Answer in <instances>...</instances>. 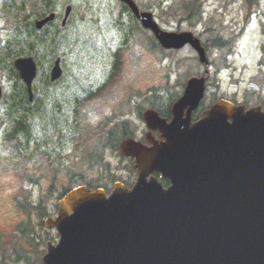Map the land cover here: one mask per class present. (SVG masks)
Masks as SVG:
<instances>
[{"label":"rangeland","instance_id":"obj_1","mask_svg":"<svg viewBox=\"0 0 264 264\" xmlns=\"http://www.w3.org/2000/svg\"><path fill=\"white\" fill-rule=\"evenodd\" d=\"M134 1L153 14L161 30L188 31L207 45L211 76L192 120L218 100L264 107V0H200L201 18L188 21L182 7L194 9L193 0ZM67 5L70 25L61 32L49 27L45 50L34 58L21 45L26 50L18 53L17 31L24 35V15L34 20L36 10L46 9L43 0H0V264H42L47 243L59 238L44 219L56 216L64 189L108 176L130 189L136 179L133 162L106 147L107 130L125 120L143 140L147 129L141 115L150 102L170 112L186 81L204 71L189 46L162 49L119 0H55L52 7L62 17ZM218 38L225 45L215 48ZM22 56L37 64L33 88L41 104L31 111L29 106L25 124L17 123L18 113L8 117L17 90L10 68ZM55 57L61 58L62 77L50 83ZM97 156L101 161L94 164ZM114 183L103 190L109 194Z\"/></svg>","mask_w":264,"mask_h":264},{"label":"water","instance_id":"obj_2","mask_svg":"<svg viewBox=\"0 0 264 264\" xmlns=\"http://www.w3.org/2000/svg\"><path fill=\"white\" fill-rule=\"evenodd\" d=\"M120 1L164 49L189 45L204 74L187 81L169 122L154 111L143 113L160 141L147 134L146 144L120 143L137 172L131 189L116 183L107 195L81 186L58 202L56 217L44 224L59 240L47 244L42 264H264V109L218 100L192 123L209 78L200 40L191 32L163 31L133 0ZM70 12L67 6L62 26ZM54 18L50 13L34 26L40 30ZM14 68L31 100L36 63L21 57ZM61 73L57 58L50 81Z\"/></svg>","mask_w":264,"mask_h":264},{"label":"trees","instance_id":"obj_3","mask_svg":"<svg viewBox=\"0 0 264 264\" xmlns=\"http://www.w3.org/2000/svg\"><path fill=\"white\" fill-rule=\"evenodd\" d=\"M194 1V9L192 8V6H190L189 4H185L182 9H183V19L184 20H191L193 17H198V19L201 18L200 16V10H201V6H202V2H200V0H193ZM249 1V0H248ZM200 2V3H198ZM44 5L46 6V9L44 8V10L40 13H37V10L34 12V20L38 19V18H42L44 17L48 12H50L52 10V6H54L55 0H43ZM247 3V0H246ZM250 3V1H249ZM248 8L251 7V5L247 4ZM44 6V7H45ZM124 10H126V8H124ZM129 16L135 20V18L130 14V12H128ZM30 20V21H29ZM136 21V20H135ZM24 24H25V31H24V35H22V32L20 30L17 31V44L19 47V51L21 50H26L21 48L19 45L23 46V47H27L29 50H31L32 52H29L28 54L32 53L33 57L36 58L37 57V52H42V50H45V45H46V36L44 34H40L37 33L36 30L33 28V20L29 19V15H24ZM180 28H177V30H179ZM31 35L33 36V40L32 42H30L29 38L31 37ZM220 41H218L217 39L215 41H213V47H222L223 45H225V42L221 39L218 38ZM55 40V39H54ZM57 42V41H56ZM202 45L205 47V49L207 48L206 43L202 42ZM20 56V55H19ZM114 65L116 67V61H114ZM11 72L13 73L14 77L16 78L17 81V85H16V103L14 105V110L11 109L8 112V117L11 118L12 113H18L19 119L17 118V123H23L25 124L28 120V113H29V103L26 100V93H25V88L24 85L22 84V82L19 80L18 76H17V72L11 67L10 68ZM150 109H154L155 111H157L162 117L165 118H169L170 116V112L169 109L166 110L167 113L161 111L158 108V105H154L153 101L150 102ZM19 111H21L22 113L19 114ZM41 112V110H40ZM43 112V110H42ZM41 112V114H42ZM23 114V116L21 117V115ZM130 125L126 122V121H122L120 123L114 124L112 127L109 128V130L107 131L106 135H105V143L107 146H109L110 148H116L118 146V142L122 139H125L127 137H134L135 134V130H131V128L129 127ZM101 161V158L99 159V157L97 156V158L93 161L94 164H99ZM116 177L114 176H108L104 181H96L95 183L88 181L87 183L83 184L82 181L80 180L79 183L75 184L74 186H72L71 188H67L64 189L63 191H61L59 193V198H61L62 196H64L66 193H68L71 189L80 186V185H85L88 188H107L109 183H114L117 180L115 179ZM162 183L164 185H167V181L165 180H161ZM40 224H42V221H40ZM22 259V257H17L16 260Z\"/></svg>","mask_w":264,"mask_h":264},{"label":"flooded vegetation","instance_id":"obj_4","mask_svg":"<svg viewBox=\"0 0 264 264\" xmlns=\"http://www.w3.org/2000/svg\"><path fill=\"white\" fill-rule=\"evenodd\" d=\"M49 13H55V20H53L52 22H49L47 25H45L41 30L38 31L39 33H43L44 34L45 32H47V29L49 27H54L56 29V30H53V32H56L58 30L61 32V31L65 30L70 25L72 11H71V14L69 15V17L67 18L66 23H65L64 26L61 25L62 19L64 17V11H63L62 17L59 16V12H58L56 7L53 8L52 11L49 12ZM34 22L35 21H33V24H34ZM57 23H59V27L56 25ZM2 98H3V92H2V95H1L0 102H1ZM14 98H15V100H14ZM12 99L14 100V102L11 104ZM39 102H40L39 101V97H38V95L36 93L35 88H33V99L30 102V111L32 110V108L39 107L41 105V104H39ZM15 103H16L15 92H12L11 97H10V105H15ZM9 108H11V106H9ZM152 136L155 139H159V135H158L157 132H153Z\"/></svg>","mask_w":264,"mask_h":264}]
</instances>
